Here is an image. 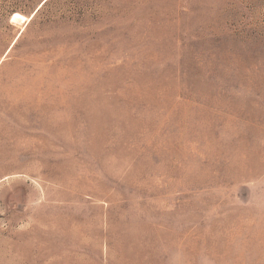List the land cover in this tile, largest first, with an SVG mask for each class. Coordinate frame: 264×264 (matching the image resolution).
Wrapping results in <instances>:
<instances>
[{"label": "rangeland", "instance_id": "obj_1", "mask_svg": "<svg viewBox=\"0 0 264 264\" xmlns=\"http://www.w3.org/2000/svg\"><path fill=\"white\" fill-rule=\"evenodd\" d=\"M0 264H264V0H0Z\"/></svg>", "mask_w": 264, "mask_h": 264}]
</instances>
